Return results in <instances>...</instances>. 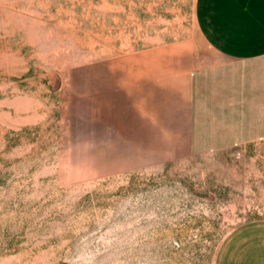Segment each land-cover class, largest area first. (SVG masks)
Returning a JSON list of instances; mask_svg holds the SVG:
<instances>
[{
    "label": "rangeland",
    "instance_id": "1",
    "mask_svg": "<svg viewBox=\"0 0 264 264\" xmlns=\"http://www.w3.org/2000/svg\"><path fill=\"white\" fill-rule=\"evenodd\" d=\"M193 2L0 0V264H214L264 218V136L184 147L134 83V52L193 60Z\"/></svg>",
    "mask_w": 264,
    "mask_h": 264
},
{
    "label": "crops",
    "instance_id": "2",
    "mask_svg": "<svg viewBox=\"0 0 264 264\" xmlns=\"http://www.w3.org/2000/svg\"><path fill=\"white\" fill-rule=\"evenodd\" d=\"M193 23L202 45L180 44L181 52L194 53L189 65L180 59L172 71L163 50L137 51L134 83L156 78L154 87L166 94L162 99L179 100L188 109L187 124L166 129L177 132L184 147H221L264 136V0H194ZM214 264H264V218L232 228Z\"/></svg>",
    "mask_w": 264,
    "mask_h": 264
}]
</instances>
